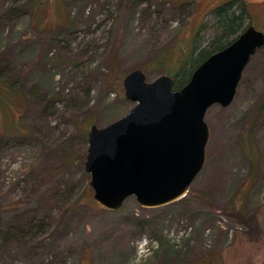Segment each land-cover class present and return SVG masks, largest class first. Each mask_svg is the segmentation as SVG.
<instances>
[{"label":"rangeland","instance_id":"374dc122","mask_svg":"<svg viewBox=\"0 0 264 264\" xmlns=\"http://www.w3.org/2000/svg\"><path fill=\"white\" fill-rule=\"evenodd\" d=\"M23 1L0 0V69L8 65L0 82L16 80L22 89L0 85V264H129L145 238L152 251L146 264H264V47L243 71L232 103L206 111V161L190 194L156 208L131 196L109 210L95 201L77 159L87 154L89 131L78 122L94 118L104 126L134 105L123 89L129 71L154 79L161 52L175 58L190 50L214 8L239 0H139L133 9L127 0H30L31 12H10ZM240 1L263 32L264 0ZM149 4L152 12L142 15ZM60 92L65 99L57 101ZM72 96L77 112L67 106ZM70 154L74 161L63 164ZM57 184L69 187L76 208L40 234L4 239L18 217L44 211L39 197ZM236 209L257 216L258 238L225 213Z\"/></svg>","mask_w":264,"mask_h":264},{"label":"water","instance_id":"95a60500","mask_svg":"<svg viewBox=\"0 0 264 264\" xmlns=\"http://www.w3.org/2000/svg\"><path fill=\"white\" fill-rule=\"evenodd\" d=\"M263 47L264 31L249 24L178 89L166 73L148 80L140 68L129 71L123 89L134 105L107 125H92L87 135L84 171L95 201L119 210L135 196L140 206L156 208L185 196L206 161V111L232 103L243 71Z\"/></svg>","mask_w":264,"mask_h":264},{"label":"trees","instance_id":"16d2710c","mask_svg":"<svg viewBox=\"0 0 264 264\" xmlns=\"http://www.w3.org/2000/svg\"><path fill=\"white\" fill-rule=\"evenodd\" d=\"M31 1L24 0L22 4L19 5V7H11L10 12L12 11L14 13L20 12V14H22L24 10L31 12L33 10V5H31ZM95 1L99 5L101 4L100 0H95ZM120 1H121L120 3L123 5L124 1L123 0ZM127 1L128 4L126 3V6L129 9L135 8L137 6V3L139 2V0H127ZM161 2L164 3L167 1L161 0ZM105 6L106 3L103 4V7ZM150 7L151 4L143 8L141 11L142 15H147L149 12H152L150 10ZM110 14L112 15V13ZM209 15L210 18L206 22L202 23V25L198 28L197 33L195 34L194 40L192 42L193 45L190 50L184 49L183 53H180L178 57L175 58H172V56H170L168 53L169 50H166L165 52H161V54L157 56V59L154 61V63H152V67L157 68L161 74L166 73L174 79L173 88L175 89L181 88L182 86L186 85V83L190 80L191 74L200 63L206 60L210 54L215 53L218 50L223 49L226 46L230 45L231 41H233L240 34V32L243 31V29H245L249 24H251L249 8L247 7L244 1H240V0L229 1L228 3L218 5ZM72 19L70 18L71 21H73ZM69 28L70 26H67V28L62 27L60 29L61 32L63 31L67 32ZM210 29L212 30V32H214L213 35L208 34L209 33L208 31ZM61 32L59 31L57 36L54 37L55 41L58 40V36L61 34ZM73 63L77 67L81 65V63L78 62V60H73ZM7 68H8L7 64L2 67L3 70ZM143 68H145L147 71L151 70L148 69L149 67H143ZM2 69H0V71ZM89 77L91 76L89 75ZM15 81L13 82L8 80H3V82H0V85L13 88L16 90L17 88L14 87ZM17 90L20 91L22 89L20 88ZM56 95L57 97H54V99L57 101H61L65 99L63 95H61V92ZM22 97L24 101H26V97H24L23 94ZM2 99H3L2 95H0V101H2ZM74 100L75 97L72 96L67 101L68 102L67 106H69L70 109L74 107L76 108L78 107L77 104H75ZM46 101H47V105H45V107H47L48 109L49 106L48 98ZM72 101L74 107H72ZM77 110L78 109H75V111L74 110L73 111L77 112ZM76 125L77 126L81 125L83 126L82 128L84 130L89 129L90 131L91 129L90 127L92 125H95V120L94 118L84 117V119L78 122ZM26 133L27 132L24 130L23 133H17L15 136H8V137L15 138L16 136L27 135ZM0 137H4V136L0 135ZM85 156L86 154L83 156H79V158L77 157V159L81 163H83ZM72 157H73L72 154L66 155L63 164L68 165L72 163L74 161L73 160L74 157L73 158ZM57 185L58 186L46 190L39 197L40 202H44L46 204L44 211L42 213L35 212L32 213L31 215L25 214L23 216L18 217L19 220L16 222V224L13 223H11V225L9 224L7 230L3 233L4 234L3 238L6 240L13 239L16 241H21L25 238V236L40 234L44 231L45 226L54 223V220L57 219V216L63 217L65 216V214L75 209L76 204H71L72 198L70 196L69 187L61 188L60 186H62V184H57ZM188 194H190L189 190L186 195ZM197 197L201 200L204 199L207 203H209V201L205 199L203 196L198 195ZM209 205L211 206V203H209ZM56 207H58L57 210L55 209ZM58 211H61L62 213L58 214ZM225 213L229 217L233 218L236 222L245 226L246 228L245 235L258 238L257 233L259 231V224L257 221V216L254 213L247 214L240 209L226 211Z\"/></svg>","mask_w":264,"mask_h":264},{"label":"clouds","instance_id":"9594fccd","mask_svg":"<svg viewBox=\"0 0 264 264\" xmlns=\"http://www.w3.org/2000/svg\"><path fill=\"white\" fill-rule=\"evenodd\" d=\"M147 244V238L142 242H138L136 256L129 260V264H146L147 260L152 255V251L147 248ZM152 248L158 249V242L152 241Z\"/></svg>","mask_w":264,"mask_h":264}]
</instances>
